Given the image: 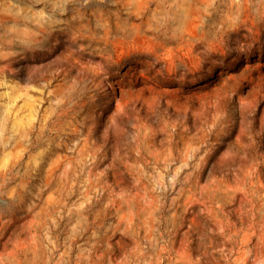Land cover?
I'll return each mask as SVG.
<instances>
[{
    "label": "rangeland",
    "instance_id": "rangeland-1",
    "mask_svg": "<svg viewBox=\"0 0 264 264\" xmlns=\"http://www.w3.org/2000/svg\"><path fill=\"white\" fill-rule=\"evenodd\" d=\"M0 264H264V0H0Z\"/></svg>",
    "mask_w": 264,
    "mask_h": 264
}]
</instances>
